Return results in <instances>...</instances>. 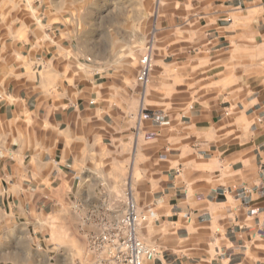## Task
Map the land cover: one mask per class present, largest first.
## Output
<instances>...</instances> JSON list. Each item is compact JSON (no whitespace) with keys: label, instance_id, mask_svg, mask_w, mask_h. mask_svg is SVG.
<instances>
[{"label":"crops","instance_id":"obj_1","mask_svg":"<svg viewBox=\"0 0 264 264\" xmlns=\"http://www.w3.org/2000/svg\"><path fill=\"white\" fill-rule=\"evenodd\" d=\"M147 3L137 89L50 1L0 0V264H110L88 239L127 200L145 264H264V0Z\"/></svg>","mask_w":264,"mask_h":264},{"label":"rangeland","instance_id":"obj_2","mask_svg":"<svg viewBox=\"0 0 264 264\" xmlns=\"http://www.w3.org/2000/svg\"><path fill=\"white\" fill-rule=\"evenodd\" d=\"M48 1L51 2L54 10L62 16L66 25L69 26L71 21L76 20L78 33L79 35L82 34L83 44L86 36H92L94 38L97 47H93L92 53L98 58L97 61L102 62L104 59L107 62L110 59L115 64L120 63L124 69H132L135 67L137 61L139 67V61L147 51L150 52L151 58H153L154 45L151 36L149 37V30L150 26L154 23L152 22V17L158 8L157 6H149L147 2L150 0ZM139 15L143 18L141 23L137 19ZM145 16L148 18L144 19ZM139 26L143 28L142 33L139 31L142 36L141 45L138 43L139 32L136 31ZM85 32L89 34L87 35ZM93 63L94 66H97L95 63L98 62L94 61ZM176 68L177 66H175V71L173 72L174 81L175 84H180L182 71L176 70ZM95 72L97 74H125L128 73V70L122 72L99 70ZM136 73H134V78L137 75ZM132 74L133 72H130V75ZM142 87L146 89L145 84L137 85V89ZM175 92V102L172 108L178 110V108H181L185 98H188L187 87H175ZM129 201L131 202V200H127V202Z\"/></svg>","mask_w":264,"mask_h":264},{"label":"built area","instance_id":"obj_3","mask_svg":"<svg viewBox=\"0 0 264 264\" xmlns=\"http://www.w3.org/2000/svg\"><path fill=\"white\" fill-rule=\"evenodd\" d=\"M151 68L152 58L147 51L139 61L136 75L138 84L147 83ZM143 219L142 215L135 212L132 203L127 202V210L121 218L103 232L89 237L91 252L106 253L110 264H145L153 261L159 251L156 247L145 244L137 234Z\"/></svg>","mask_w":264,"mask_h":264}]
</instances>
